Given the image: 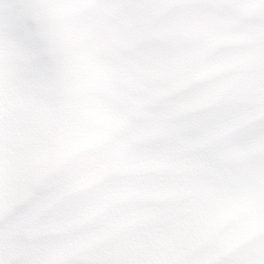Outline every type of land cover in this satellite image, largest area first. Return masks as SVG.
<instances>
[{
    "label": "snow or ice",
    "instance_id": "1",
    "mask_svg": "<svg viewBox=\"0 0 264 264\" xmlns=\"http://www.w3.org/2000/svg\"><path fill=\"white\" fill-rule=\"evenodd\" d=\"M0 264H264V0H0Z\"/></svg>",
    "mask_w": 264,
    "mask_h": 264
}]
</instances>
